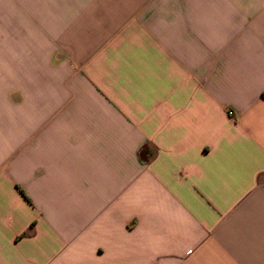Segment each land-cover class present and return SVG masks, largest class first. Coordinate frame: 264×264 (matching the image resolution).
Returning <instances> with one entry per match:
<instances>
[{
	"label": "crops",
	"instance_id": "crops-1",
	"mask_svg": "<svg viewBox=\"0 0 264 264\" xmlns=\"http://www.w3.org/2000/svg\"><path fill=\"white\" fill-rule=\"evenodd\" d=\"M0 264H264V0H0Z\"/></svg>",
	"mask_w": 264,
	"mask_h": 264
}]
</instances>
